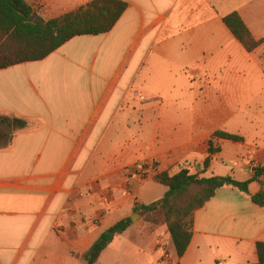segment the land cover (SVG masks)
<instances>
[{
	"label": "crops",
	"instance_id": "obj_1",
	"mask_svg": "<svg viewBox=\"0 0 264 264\" xmlns=\"http://www.w3.org/2000/svg\"><path fill=\"white\" fill-rule=\"evenodd\" d=\"M90 1L25 0L42 21ZM120 1L127 7L108 33L0 70V116L25 122L0 148V264L85 262L102 232L164 196L153 177L175 166L193 172L208 158L202 177L236 181L264 168V0ZM230 13L254 51L223 23ZM139 166L144 177H130ZM249 191H264V173ZM135 220L95 264L115 253L155 264L167 228ZM259 243L264 208L223 187L193 213L189 246L174 255L176 264H254Z\"/></svg>",
	"mask_w": 264,
	"mask_h": 264
},
{
	"label": "trees",
	"instance_id": "obj_2",
	"mask_svg": "<svg viewBox=\"0 0 264 264\" xmlns=\"http://www.w3.org/2000/svg\"><path fill=\"white\" fill-rule=\"evenodd\" d=\"M127 5L120 0H91L85 6L58 18L42 21L34 19L25 0H0V70L27 62L45 59L59 47L79 36L108 33L115 26ZM223 23L247 52L254 51L259 43L236 13L222 18ZM25 122L0 116V148L6 147L13 138V131L23 128ZM212 138L233 143L243 142L240 135L217 131ZM218 149L209 141L208 153ZM209 166V159L200 165L201 170L192 172L184 165L157 173L153 181L167 188L164 196L149 205L134 208L142 220L151 227L165 226L178 258H181L192 237V216L223 187H233L247 195L251 201L264 208V191L252 194L249 186L264 173L259 168L247 181L231 177H202ZM132 222L125 218L102 232L84 256L86 264H95L101 253L123 234ZM257 262L264 264V244L256 245Z\"/></svg>",
	"mask_w": 264,
	"mask_h": 264
},
{
	"label": "built area",
	"instance_id": "obj_3",
	"mask_svg": "<svg viewBox=\"0 0 264 264\" xmlns=\"http://www.w3.org/2000/svg\"><path fill=\"white\" fill-rule=\"evenodd\" d=\"M259 169L257 166H253L252 169V174H255V171ZM264 169V168H262ZM146 173V169L142 166L132 168L129 171L130 177H137V178H142L144 177ZM155 250L159 254L160 261L162 264H176V258H175V249L171 242L166 240L163 237H160L156 240L155 242Z\"/></svg>",
	"mask_w": 264,
	"mask_h": 264
},
{
	"label": "rangeland",
	"instance_id": "obj_4",
	"mask_svg": "<svg viewBox=\"0 0 264 264\" xmlns=\"http://www.w3.org/2000/svg\"><path fill=\"white\" fill-rule=\"evenodd\" d=\"M201 169L200 165H196V167H194L193 169V172H197ZM150 241V240H149ZM148 245V242L146 241V243H144L142 245V250L144 251L146 249ZM120 251V250H119ZM158 256V257H157ZM157 256L156 257H153L154 259V263L155 264H162V262L160 261V257H159V254L157 253ZM113 259L112 261L109 263V264H133L131 261H129L128 259L126 260L123 256H121L120 254L118 253H115L113 255ZM81 264H86V262H82ZM137 264V262L135 263Z\"/></svg>",
	"mask_w": 264,
	"mask_h": 264
},
{
	"label": "water",
	"instance_id": "obj_5",
	"mask_svg": "<svg viewBox=\"0 0 264 264\" xmlns=\"http://www.w3.org/2000/svg\"><path fill=\"white\" fill-rule=\"evenodd\" d=\"M29 21H31V18L29 19ZM135 217H138V218H139L140 215H138V214H134V215H132V216L130 217L131 222H133V223L136 222Z\"/></svg>",
	"mask_w": 264,
	"mask_h": 264
}]
</instances>
